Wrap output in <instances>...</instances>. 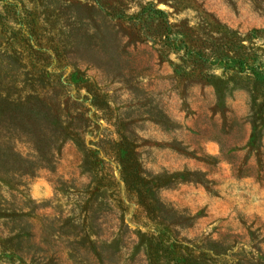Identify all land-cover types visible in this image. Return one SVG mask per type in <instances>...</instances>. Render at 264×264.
<instances>
[{
	"label": "rangeland",
	"instance_id": "1",
	"mask_svg": "<svg viewBox=\"0 0 264 264\" xmlns=\"http://www.w3.org/2000/svg\"><path fill=\"white\" fill-rule=\"evenodd\" d=\"M0 264H264V0H0Z\"/></svg>",
	"mask_w": 264,
	"mask_h": 264
}]
</instances>
